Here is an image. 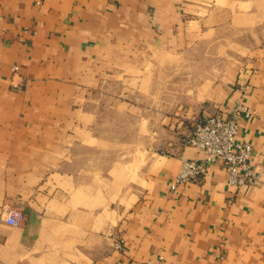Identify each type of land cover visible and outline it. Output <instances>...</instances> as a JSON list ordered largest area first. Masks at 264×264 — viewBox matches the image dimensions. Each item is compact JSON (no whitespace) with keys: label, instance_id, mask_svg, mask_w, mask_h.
Returning a JSON list of instances; mask_svg holds the SVG:
<instances>
[{"label":"crops","instance_id":"1","mask_svg":"<svg viewBox=\"0 0 264 264\" xmlns=\"http://www.w3.org/2000/svg\"><path fill=\"white\" fill-rule=\"evenodd\" d=\"M237 104L262 184L171 194ZM148 261L264 264V0H0V264Z\"/></svg>","mask_w":264,"mask_h":264},{"label":"built area","instance_id":"2","mask_svg":"<svg viewBox=\"0 0 264 264\" xmlns=\"http://www.w3.org/2000/svg\"><path fill=\"white\" fill-rule=\"evenodd\" d=\"M14 70H17V67H14ZM240 86L242 90L247 88L246 85ZM249 115L250 111L246 107L237 104L227 116L216 113L201 120H194L187 146L201 151L203 158L200 161L181 158L180 169L169 185L170 193L175 194L179 187L202 179L207 166L216 162L225 165L229 187H259L262 184V171L252 162L253 148L248 143L236 141L238 119ZM4 221L10 227H20L24 215L21 210L12 208L6 212Z\"/></svg>","mask_w":264,"mask_h":264},{"label":"rangeland","instance_id":"3","mask_svg":"<svg viewBox=\"0 0 264 264\" xmlns=\"http://www.w3.org/2000/svg\"><path fill=\"white\" fill-rule=\"evenodd\" d=\"M191 78H192V76H190L189 74L187 75V77H186V79H184L183 80V82H185V83H187V84H185V88H187V89H190V88H192V86L190 85V84H188V82L189 81H191ZM173 81H176V79H175V77H173V79H172ZM176 83V82H175ZM171 88V87H170ZM169 88V89H170ZM172 89H174L175 91H173V90H170L169 92H168V94H170L169 96H173V97H175V96H177V95H181L179 92H180V86H179V88L178 87H173ZM171 103H173V102H169V104H171ZM175 103V102H174ZM164 153H166V154H171V151L169 150V151H164Z\"/></svg>","mask_w":264,"mask_h":264}]
</instances>
